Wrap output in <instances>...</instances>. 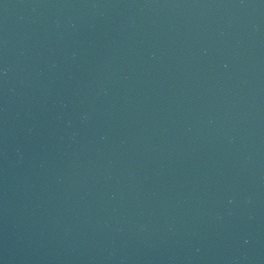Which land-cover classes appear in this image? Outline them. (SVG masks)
Here are the masks:
<instances>
[{"label":"water","instance_id":"water-1","mask_svg":"<svg viewBox=\"0 0 264 264\" xmlns=\"http://www.w3.org/2000/svg\"><path fill=\"white\" fill-rule=\"evenodd\" d=\"M0 41L152 75L264 76V0H0Z\"/></svg>","mask_w":264,"mask_h":264}]
</instances>
